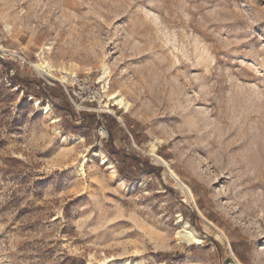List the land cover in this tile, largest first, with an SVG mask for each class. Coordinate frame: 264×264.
I'll use <instances>...</instances> for the list:
<instances>
[{
    "label": "rangeland",
    "instance_id": "374dc122",
    "mask_svg": "<svg viewBox=\"0 0 264 264\" xmlns=\"http://www.w3.org/2000/svg\"><path fill=\"white\" fill-rule=\"evenodd\" d=\"M0 264H264V0H0Z\"/></svg>",
    "mask_w": 264,
    "mask_h": 264
},
{
    "label": "bare ground",
    "instance_id": "6f19581e",
    "mask_svg": "<svg viewBox=\"0 0 264 264\" xmlns=\"http://www.w3.org/2000/svg\"><path fill=\"white\" fill-rule=\"evenodd\" d=\"M44 63V62H43ZM42 67L44 68H47L48 70H50L49 68V65L48 64H43ZM47 70V72H48ZM105 71V70H104ZM106 75H103L101 76V80H104V84L106 85L108 83V79H106L105 77ZM105 89V88H104ZM109 99H111L113 101V104L116 105L118 108H121L123 109L124 111H128L129 109V105L130 103H128L127 101H125L122 96L118 93H111L109 96H108ZM35 101V104L38 106V100L37 99H34ZM39 111L43 114H47L49 112V109L47 108V106H41V107H38ZM73 139H77L79 138V136L77 135H71ZM66 137L62 136L61 137V141H64ZM154 147V145H153ZM154 149V148H153ZM153 151V150H151ZM102 155V158H105V155L103 153H101ZM86 159V158H85ZM171 175L173 176L174 179H178V177L176 176V174L174 172H171ZM181 183V182H180ZM182 184V183H181ZM189 193H190V190H189ZM191 195V193H190Z\"/></svg>",
    "mask_w": 264,
    "mask_h": 264
},
{
    "label": "built area",
    "instance_id": "2783aa9c",
    "mask_svg": "<svg viewBox=\"0 0 264 264\" xmlns=\"http://www.w3.org/2000/svg\"><path fill=\"white\" fill-rule=\"evenodd\" d=\"M68 76H69V75H68ZM66 80H68V79H66ZM69 80L72 81V82H74V81H79V79H78L77 76H75V75H71V76H69Z\"/></svg>",
    "mask_w": 264,
    "mask_h": 264
}]
</instances>
